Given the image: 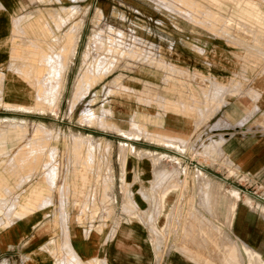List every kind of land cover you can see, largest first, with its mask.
I'll use <instances>...</instances> for the list:
<instances>
[{
  "label": "rangeland",
  "instance_id": "rangeland-1",
  "mask_svg": "<svg viewBox=\"0 0 264 264\" xmlns=\"http://www.w3.org/2000/svg\"><path fill=\"white\" fill-rule=\"evenodd\" d=\"M15 4V15L22 21L14 25L9 39L11 58L3 66L4 72H9L12 61L18 62L19 56L27 59L19 49L28 50L29 40L37 36L34 27L29 26L36 18L46 21L54 31L50 39L42 37L53 49H59L62 34L71 27L70 38L75 41L78 37V41L64 69L53 108L29 110L4 105L5 81L0 79V132L11 123L26 128L20 138L0 139V192L4 207L16 205L19 197L42 181L50 201L37 207L34 214L52 213L63 221L70 218L83 224L87 231L107 230L110 220L117 234L140 228V218L150 245V264H167L176 252L202 264H264L262 255L258 262L246 253L234 226L238 208L245 210V200L264 218V171H240L224 148L225 141L237 133L264 137V117L249 128L222 127L216 122L221 118L219 109L223 104L207 119L197 113L186 116L176 111L183 118L193 119L194 124L199 122L187 146L81 120L83 109L91 108L106 123L122 129L130 130L134 123L146 121L151 133L182 137L159 129L160 122H152L140 113L163 118L173 114L162 106L164 98L205 107L204 90L216 78L231 88L239 86L235 92L224 93L225 99L228 93L245 92L255 79L263 83L264 0H16ZM62 7L66 8L68 21L60 27L55 17ZM160 60L173 64L177 70L171 72ZM120 74L122 86L112 82ZM76 83L84 85L85 92L93 87L73 105ZM38 124L51 130L47 143L31 140ZM77 134L97 139L92 152L95 162L88 167L83 164L89 154L88 146L78 153L74 148ZM220 138L224 142L221 139L216 154L205 157L203 153L210 151L211 140ZM123 144L133 146L128 157H142L143 164L145 158L161 154L171 172L175 192L166 196L169 202L158 222L157 215L162 210L158 195L153 207L148 201L139 208L134 202V206L124 205L125 196L132 193L131 179L121 162ZM22 148L28 153L18 158ZM38 152H42L41 162L34 163ZM47 159L58 165L53 186L45 180L49 169L43 162ZM82 171L90 175L86 184L81 179ZM199 171L209 178V186L201 181ZM149 175L147 172L144 176ZM171 178L160 185H168ZM143 185L150 186L147 178ZM235 194L236 212L230 199ZM143 207L150 209L143 213ZM135 213L138 220L125 222ZM8 216L2 214L0 218H8L10 224L18 220L12 214ZM6 226L0 225V229ZM68 247L71 254L65 248L68 258L64 264H105L102 260L82 262L69 243ZM13 258H19L18 254ZM17 262L0 255V264Z\"/></svg>",
  "mask_w": 264,
  "mask_h": 264
},
{
  "label": "crops",
  "instance_id": "crops-1",
  "mask_svg": "<svg viewBox=\"0 0 264 264\" xmlns=\"http://www.w3.org/2000/svg\"><path fill=\"white\" fill-rule=\"evenodd\" d=\"M15 2L16 0H0V79L3 78L5 81L3 104L29 110H42L46 106L51 108L52 104L54 103L55 105L56 103L55 99L59 93L58 89H61L64 69L68 66L70 57L76 51L78 37L75 41H72L69 35L71 27L66 31L65 35L64 33L62 34L64 37L63 42L59 46V49L55 50L51 43L42 39L43 35L45 37L48 36V39H50L54 35V31L46 21L43 22L41 18H36L30 22L29 26L34 27L32 30L37 36L29 40L30 48L28 50L24 51L19 49L27 59L23 60V55L19 56L18 62L16 60L12 61L9 72H4L3 66L11 58L9 39L12 36L14 25L16 24L18 26L22 21V19L15 15ZM65 10V7L57 9L58 17L56 16L55 19L59 22L60 27L62 26V22L68 21ZM160 64L170 69L171 72H174L178 68L163 60H160ZM122 77L123 74H120L112 82L122 86ZM28 80L35 85V88H33ZM252 83L253 86L247 88L245 92L228 93L225 99L223 96L224 93L227 91L235 92L239 86L231 88L228 86V83L220 78H216L204 90L205 107H201L198 104L193 105L182 99L172 100L164 98L162 106L165 107L167 112H173V114H167L163 118L162 116L140 113L141 115H146L152 122H160L158 127L161 128L159 129L163 130L164 128L169 130L173 134L182 136L180 138L171 137L163 133H151L147 129L146 121L134 123L130 130L119 128L113 123H106L104 117L92 111L91 108L83 109L81 120L89 124L99 123L102 126H113L130 135H144L151 139L187 146L189 137L195 132L199 126V122L196 125L193 119L183 118L175 113L176 111L186 116L197 113L203 116L204 119H207L223 104L219 109L221 118L216 122V126L246 125L249 128L257 125L258 123L256 122L264 117V81L261 83L260 80L257 81L255 79ZM88 91L85 92L84 85L76 83L73 105L79 98L85 96ZM36 94L37 100L35 101L34 97ZM16 99L19 103L15 102ZM107 110L110 111V109ZM8 126L7 129L5 128L3 132H0V139L20 138L25 134L26 128L19 123H11ZM39 128L41 134L40 132L34 133V135H37L31 140L34 142L41 140V142L44 141L43 143H47V139L49 138L48 132L51 130L44 124H38L35 132H38ZM221 139L223 138L211 140L209 143L210 151H205L203 155L207 157V155L216 154L219 145H221ZM97 143V139L92 135H75L74 148L76 149V153L82 147L88 146L89 154L83 159L85 167L95 162L92 152ZM42 146H39L38 149ZM224 148L234 160V164L239 167L240 171L251 174L264 171V137H255L254 135L244 136L241 133H237L225 141ZM22 149L18 154V158H23L28 153V151ZM130 152L133 153V146L123 144L121 162L125 171L124 173L127 174V178L129 177L131 179L130 190L132 193L129 197L127 195L125 196L124 205L134 206L132 205V202H134L139 208V206L142 207L148 201L150 207H153L155 205V199L157 198L156 196L158 195L160 200L157 203L162 206L161 212L157 215L158 222L159 216L165 214L164 210L169 202L166 196L171 197L175 192L173 188L175 183L170 176L171 172L163 163L161 154L159 153L145 158L143 164L142 157L135 156L133 158V154L128 157V153ZM41 154L42 152L37 153L38 157L35 159L36 162L33 161L34 163L41 162ZM80 156L81 153L78 154V157ZM43 166L49 169L45 176L46 183L48 181L53 186L56 180L58 165L52 163L51 159H47L43 162ZM147 172L150 174L149 177L144 176ZM199 174L204 185L209 186L211 184L209 178L202 171H199ZM89 176V173L82 171L81 179L83 183L86 184L89 181ZM169 177L171 178L170 183L161 186V182ZM146 178L150 182V186L143 185V180ZM46 187V184L40 181L19 197L17 204H12L10 208L4 207V204L1 202L3 196H1L0 192V215L6 214L8 216L12 214L18 218L12 224H10L11 221L8 218L7 220H1L0 218V225L6 226L10 224L0 229V255H5L7 260H18L17 264H64V260L68 258L66 257V249L69 252V243L77 258L82 262L102 260L105 264H150V245L146 242L145 231L143 232V225H141L142 222L137 213L125 219V222L129 223L139 218L138 223L140 224V228H136L135 230L126 229L127 231H119L117 234L115 224L109 220L107 230L99 231L92 229L87 231L83 224H79L78 221H73L70 218L63 221L61 217L57 219L52 213L44 212L42 214H34L36 213L37 207L45 205L50 201L49 191H47ZM208 191V196L205 193V197L207 196V198L211 197V189L208 188ZM230 199L236 212L238 197L235 194ZM244 203L246 204L244 207L245 210L239 207L235 217V235L241 241V246L250 255V258L252 255L253 258L255 257L259 260V255L264 257V218L258 216L246 200ZM150 207L148 209L143 207L142 212H148L147 210ZM129 226L131 227V225ZM59 253H61V256L58 255ZM14 254H18L19 258L14 259ZM69 254L71 253L69 252ZM167 264L202 263L185 257L181 252H176L173 253Z\"/></svg>",
  "mask_w": 264,
  "mask_h": 264
},
{
  "label": "bare ground",
  "instance_id": "bare-ground-1",
  "mask_svg": "<svg viewBox=\"0 0 264 264\" xmlns=\"http://www.w3.org/2000/svg\"><path fill=\"white\" fill-rule=\"evenodd\" d=\"M20 19H21V18H20ZM18 21H19V20H18ZM8 83H9V82H8ZM17 84H18V83H17ZM17 87H18V86H17ZM13 90H14V89H13ZM12 92H14V91H12ZM17 94H18V93H17ZM15 96H16V95H15ZM25 97H26V96H25ZM17 98H19V97H17ZM22 99H23V98H22ZM12 100H13V99H12ZM15 102H18V100L16 99ZM18 103H19V102H18ZM39 130H40V128L38 129V132H35V133H39V132H40ZM41 130H42V127H41ZM36 131H37V130H36ZM40 134H41V132H40ZM35 135H37V134H35ZM249 252H250V251H249ZM251 254H252V253H251ZM249 256H250V255H249ZM256 257H257V256H256ZM251 258H253L252 255H251ZM253 259L256 260V261H258V262H261L260 255H259V258H258L259 260H257V258H253Z\"/></svg>",
  "mask_w": 264,
  "mask_h": 264
}]
</instances>
